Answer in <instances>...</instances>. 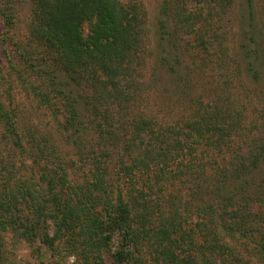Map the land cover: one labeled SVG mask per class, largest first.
<instances>
[{"label": "trees", "instance_id": "16d2710c", "mask_svg": "<svg viewBox=\"0 0 264 264\" xmlns=\"http://www.w3.org/2000/svg\"><path fill=\"white\" fill-rule=\"evenodd\" d=\"M175 1L177 25L188 27V31L193 28L207 51L212 43L208 45L205 39L206 24L213 19L211 11L207 15L202 9L186 14L180 8L187 0ZM253 1L246 0L245 16L252 28L242 35L247 42L241 44V55L246 58L245 74L256 78L262 73L264 38L254 26ZM30 2L28 42L19 49L22 67L14 70L19 81L30 88L37 105H45L55 120L60 113L64 116L59 124L62 131L70 132L77 150L85 156L93 154L90 161L94 168L90 179L76 181L52 138L38 130L23 132L16 110L0 99V143L20 157L5 160L0 150V264L9 260L8 238L25 242L35 259L42 254L41 246L52 254L62 253L64 247L69 253L81 254L85 264H103V252L116 238L111 264H264V195H255L250 181L264 162V133L259 137L246 129V114L235 107L238 101L230 81L225 79L223 88L218 87L216 98L190 100L189 112L179 122L160 123L139 113L126 128L119 115L134 106L142 94L143 2ZM196 2L210 6L218 17L233 4V0ZM0 19L6 43L11 39L8 33L15 26V15L5 0H0ZM198 21L201 24L196 28ZM167 25L166 21L161 23L166 35L170 31ZM166 58L163 62L176 71L178 58L175 62ZM35 71L41 75L40 82L31 78ZM60 74L84 90L79 96L87 119L79 117L78 100L70 94L71 89L58 87ZM59 96L64 99L62 105L52 100ZM85 120L94 133L88 141L96 144L86 146L83 142ZM235 137L242 138V143ZM119 141L129 152L130 162L121 158L117 174L133 176V182L142 180L149 192L159 191L162 203L148 198L143 190L129 192L109 177L103 157H108ZM201 155L219 169L218 179L212 188V201L203 199L194 206L197 220L192 225L171 198L163 201L166 184H172L180 174L204 171ZM238 197L245 202L235 204ZM250 199L252 204H248ZM165 205L167 212L163 211Z\"/></svg>", "mask_w": 264, "mask_h": 264}, {"label": "rangeland", "instance_id": "374dc122", "mask_svg": "<svg viewBox=\"0 0 264 264\" xmlns=\"http://www.w3.org/2000/svg\"><path fill=\"white\" fill-rule=\"evenodd\" d=\"M6 1L13 7L15 26L8 33L11 37L10 41L5 43V41H2L1 32L3 28L0 19V99L7 107L16 110L18 126L23 132L27 133L31 129L47 133L54 144L57 145L60 158L64 161L66 170L70 172V175L76 181H86L90 179L91 171L94 168L90 161L93 154L89 153L85 156L81 149L77 150V146L72 141L74 137L70 132L68 134L67 132L64 133L59 125L64 116L60 113L59 121L55 120L45 105H37L32 98L30 88L23 81H19L17 72L14 70L22 67L19 49L28 42L31 2L30 0ZM141 1L146 9L144 51L141 55L139 67L142 74L139 78V83L142 84V94L134 106L133 104L130 105L123 114L119 115L121 122L124 119L126 128L135 114L139 113L150 115L160 123L174 124L179 122L181 116H186L189 112L190 100L193 98L200 99L202 96L205 100L216 98L219 90L223 88L224 80L228 79L233 86L230 90H232L234 97H237L238 104L235 103V107L238 110L243 109L246 114L243 117L246 129L262 137L264 133V94L261 91L264 92V57L261 63L262 73L255 78L245 74L244 59L246 58H242L243 55H241L243 53L241 44L247 42L246 37L242 35L248 33V30L252 28L245 16L247 13L246 0H233L230 10L221 17L214 14L215 12L211 10L210 6L203 2L198 3L196 0H187L183 8H180L186 14H195L202 9L203 13L207 15V12L211 11L213 19H208L205 39L207 38L208 45L209 42L212 43L207 51L203 50L193 28L188 31V27L181 28L177 25L175 0ZM253 2L255 10L254 26L260 29L261 39H263L264 0H254ZM163 21H166L170 30L167 35L162 33L161 23ZM200 24L201 22H196V28ZM87 28L85 26V33ZM215 36L218 39H215ZM163 58H166L168 62H175V59L178 58V62H175L176 71H172L163 62ZM35 74H31V78H37L36 80L40 82L38 78L41 75L38 71H35ZM56 79L59 88L64 91L71 89L70 94L76 96L75 98L78 100L79 117L86 118V110L83 108L82 98L79 96L84 90L79 86H75L65 74H60ZM68 82L70 85L67 84ZM50 95H53V93H50ZM52 100H56L57 104H61L64 99L59 96L58 99L55 97ZM61 108L64 107L61 106ZM111 108L115 109V106ZM112 116L113 121L117 120L114 111ZM84 126L83 128L86 130H84L83 142L87 144L86 146L96 144L88 141L94 133L88 129L89 124L87 125L86 120ZM2 131L3 128L0 125V132ZM119 131L122 130L119 129ZM235 139L240 140L239 144L243 141L240 137H235ZM117 145V147H111L108 157H103L105 165L109 167L107 169L109 177L115 180V183H120L126 190H130L129 192L143 190L149 194L148 198L162 203V199L158 198L159 191L149 192L147 188L143 187L142 180L133 182V176L130 179V176L117 174L121 158L130 162L129 152L124 151L121 141ZM92 147L94 150L99 148L98 146ZM0 150L2 151V156H0L5 160L11 158L20 160L19 155H14V151L9 147H3L1 143ZM202 156L199 157V161L203 159ZM190 158L194 160L193 157L190 156ZM203 167L204 171L201 173L192 171V173L185 175L180 174V177L173 179L172 184H166L167 197H165L166 193L161 192L165 197L163 202L171 198V201L179 205L181 213L188 215L192 225L197 220L194 214V206L204 200L209 199L212 201V188L218 179L217 172L219 169L216 170L210 163H207L206 156L203 159ZM219 178L224 180L222 176ZM250 181L251 188H255V195L263 196L264 194L260 193H264V162L254 170ZM252 195L249 196L252 197ZM249 201L251 203L248 204H252L251 199ZM235 202L239 205L244 203L245 199L238 197ZM261 208L264 210V205ZM163 211H168L166 205ZM116 243L117 239L115 238L109 250L103 252V264H111V253L115 249ZM7 248L9 258L7 264H34L39 260H43L44 264H85L81 254L69 253L70 251L64 249V247L61 249L62 253L52 254L46 247L41 246L42 254L36 259L29 246L23 241L13 242L8 238ZM245 258L247 259L248 255H245Z\"/></svg>", "mask_w": 264, "mask_h": 264}]
</instances>
